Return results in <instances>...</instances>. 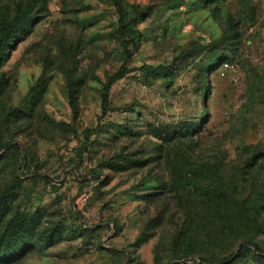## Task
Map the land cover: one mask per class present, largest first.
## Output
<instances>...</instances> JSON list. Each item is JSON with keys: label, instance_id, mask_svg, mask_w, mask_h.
I'll return each instance as SVG.
<instances>
[{"label": "rangeland", "instance_id": "374dc122", "mask_svg": "<svg viewBox=\"0 0 264 264\" xmlns=\"http://www.w3.org/2000/svg\"><path fill=\"white\" fill-rule=\"evenodd\" d=\"M122 3L0 0V264H264V0Z\"/></svg>", "mask_w": 264, "mask_h": 264}, {"label": "trees", "instance_id": "16d2710c", "mask_svg": "<svg viewBox=\"0 0 264 264\" xmlns=\"http://www.w3.org/2000/svg\"><path fill=\"white\" fill-rule=\"evenodd\" d=\"M114 5L117 7L118 13L120 15L119 18V29H118V34L122 37V45L124 47V49L126 50V52L131 55V51H130V46L131 44L134 43L133 40L131 39H127L126 36V32L128 29V25L126 22V15L124 13V6L122 3V0H112ZM250 15H252L253 19L255 18V13L253 11V9H249ZM129 72V69L126 66H123L119 71H117L116 73H114L108 80L106 87H105V91L103 93V112L106 113L108 110V104H109V96H110V91L111 88L113 86L114 83H116L118 80L122 79L124 76H126V74ZM95 130L97 129H91L88 128L86 130V135L87 137L90 136V134H92ZM249 246L252 247L258 257L264 261V250L256 243L249 241L246 244H244V247ZM3 254L0 253V256H2ZM233 260V257H227L219 262L213 261L212 264H230ZM211 264V263H210Z\"/></svg>", "mask_w": 264, "mask_h": 264}]
</instances>
